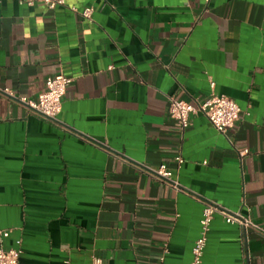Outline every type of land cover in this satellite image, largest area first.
<instances>
[{
	"label": "crops",
	"instance_id": "1",
	"mask_svg": "<svg viewBox=\"0 0 264 264\" xmlns=\"http://www.w3.org/2000/svg\"><path fill=\"white\" fill-rule=\"evenodd\" d=\"M65 1L1 4L4 248L19 264H190L206 202L264 227V0ZM57 74L73 81L44 118L23 99ZM212 93L237 102L235 127L199 111L181 130L171 100ZM202 264H264V235L217 215Z\"/></svg>",
	"mask_w": 264,
	"mask_h": 264
},
{
	"label": "built area",
	"instance_id": "2",
	"mask_svg": "<svg viewBox=\"0 0 264 264\" xmlns=\"http://www.w3.org/2000/svg\"><path fill=\"white\" fill-rule=\"evenodd\" d=\"M2 2L3 0H0V17ZM36 2L43 3L50 9L66 4L65 0H26V3L30 6H33ZM71 9L80 13L86 20L93 21L94 7L89 6L82 10H78L76 6H71ZM72 81L71 77L64 74L50 76L46 80V89L39 94L37 100L29 101L23 99V102L28 104L30 108L40 116L56 119L62 111L63 98ZM212 85L214 86V83H212ZM199 111L203 112L213 126L223 134L235 127L241 115V108L234 99L216 93H212L206 101L200 103L198 106L178 99H172L170 102V116L175 120L177 126L181 130H185L191 126L192 116ZM248 153L249 150H244L240 155L244 157ZM176 163L180 167L184 163V158L181 156L176 157ZM153 174L161 180H167L177 185V183L172 180V172L165 167H161L153 172ZM217 215L222 216L227 224L239 225L245 230L252 228L264 235V227L254 222L249 216H245L241 212H231L213 202H206L200 222V234L194 243L192 261L190 264L203 263L208 234L211 230L212 222ZM8 236V231L0 230V264H19L21 251L19 249L7 250L4 248V240ZM90 264H103V262L101 258L95 257Z\"/></svg>",
	"mask_w": 264,
	"mask_h": 264
}]
</instances>
